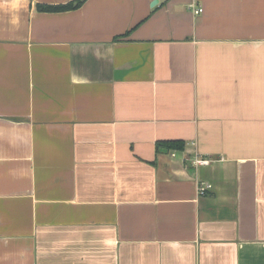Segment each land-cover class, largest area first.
I'll list each match as a JSON object with an SVG mask.
<instances>
[{"label": "crops", "instance_id": "0c3cea01", "mask_svg": "<svg viewBox=\"0 0 264 264\" xmlns=\"http://www.w3.org/2000/svg\"><path fill=\"white\" fill-rule=\"evenodd\" d=\"M78 1L0 0V264H264V0Z\"/></svg>", "mask_w": 264, "mask_h": 264}, {"label": "trees", "instance_id": "16d2710c", "mask_svg": "<svg viewBox=\"0 0 264 264\" xmlns=\"http://www.w3.org/2000/svg\"><path fill=\"white\" fill-rule=\"evenodd\" d=\"M84 0L78 1L76 4H68L65 6H47V5H39L37 9L41 12H60L69 9H75L81 6ZM161 148L166 149L167 151H181L184 148V143L181 141H171V142H163L158 144Z\"/></svg>", "mask_w": 264, "mask_h": 264}, {"label": "built area", "instance_id": "2783aa9c", "mask_svg": "<svg viewBox=\"0 0 264 264\" xmlns=\"http://www.w3.org/2000/svg\"><path fill=\"white\" fill-rule=\"evenodd\" d=\"M190 10L193 15H200L203 13L202 7H196L195 5L190 6ZM208 163L206 159H200L197 155L190 161L191 166H205ZM212 189V186L208 183H200L197 185L198 196H204L208 191Z\"/></svg>", "mask_w": 264, "mask_h": 264}]
</instances>
